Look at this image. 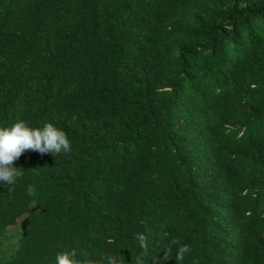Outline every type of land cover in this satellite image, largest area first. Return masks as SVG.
I'll return each instance as SVG.
<instances>
[{
    "label": "trees",
    "instance_id": "obj_1",
    "mask_svg": "<svg viewBox=\"0 0 264 264\" xmlns=\"http://www.w3.org/2000/svg\"><path fill=\"white\" fill-rule=\"evenodd\" d=\"M18 119L72 151L0 184V242L30 219L0 264H264V0H0Z\"/></svg>",
    "mask_w": 264,
    "mask_h": 264
},
{
    "label": "clouds",
    "instance_id": "obj_2",
    "mask_svg": "<svg viewBox=\"0 0 264 264\" xmlns=\"http://www.w3.org/2000/svg\"><path fill=\"white\" fill-rule=\"evenodd\" d=\"M25 151L56 156L70 153L72 147L67 134L48 120L42 121L39 127L31 126L22 119L0 126V184L14 185L23 175L22 168L16 167L15 162ZM8 190L11 191L12 188ZM190 251L189 246H181L177 252V261H181L184 254ZM53 264H119V261L106 253H100L96 258L83 256L75 248H71L58 251Z\"/></svg>",
    "mask_w": 264,
    "mask_h": 264
},
{
    "label": "rangeland",
    "instance_id": "obj_3",
    "mask_svg": "<svg viewBox=\"0 0 264 264\" xmlns=\"http://www.w3.org/2000/svg\"><path fill=\"white\" fill-rule=\"evenodd\" d=\"M25 218L26 217L20 218L16 225L11 226L7 229V234L5 239H3L0 242V254L9 253L12 250H14L19 237L23 233V229H24L23 220Z\"/></svg>",
    "mask_w": 264,
    "mask_h": 264
},
{
    "label": "water",
    "instance_id": "obj_4",
    "mask_svg": "<svg viewBox=\"0 0 264 264\" xmlns=\"http://www.w3.org/2000/svg\"><path fill=\"white\" fill-rule=\"evenodd\" d=\"M29 222H30L29 217H26V218L23 220V225H24V227H25L26 225H28Z\"/></svg>",
    "mask_w": 264,
    "mask_h": 264
}]
</instances>
